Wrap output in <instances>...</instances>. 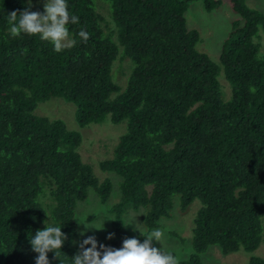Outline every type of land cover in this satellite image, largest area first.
<instances>
[{"label":"trees","instance_id":"1","mask_svg":"<svg viewBox=\"0 0 264 264\" xmlns=\"http://www.w3.org/2000/svg\"><path fill=\"white\" fill-rule=\"evenodd\" d=\"M191 1L67 0L79 18L68 25L77 44L57 53L39 36L12 38L8 14L29 5L0 0V264H35L29 241L45 222L63 224L67 237L57 259L48 253L50 264H72L86 239L72 244L76 203L89 190L100 203L110 193V181L98 180L81 160L79 132L33 114L51 97L73 104L79 127L107 117L125 122L111 156L98 163L120 179L108 208L114 229L139 208L145 230L158 227L176 196L179 213L194 199L200 204L191 251L180 264H203L209 245L222 254L264 245V56L258 54L264 14L244 0H225L235 17L215 63L196 50L198 33L185 25ZM199 1L206 12L221 2ZM80 30L89 33L87 43ZM117 57L130 63L122 90L111 79ZM219 71L230 88L226 101ZM123 240L97 241L98 250L101 243L119 249ZM244 264L264 258L250 256Z\"/></svg>","mask_w":264,"mask_h":264},{"label":"rangeland","instance_id":"2","mask_svg":"<svg viewBox=\"0 0 264 264\" xmlns=\"http://www.w3.org/2000/svg\"><path fill=\"white\" fill-rule=\"evenodd\" d=\"M248 7L257 9L264 14V0H244ZM28 4V0H26ZM44 0H31L34 11L43 12ZM98 12L106 19L107 12L104 4L97 1ZM185 25L187 28H193L198 33V42L195 45L196 50L205 53L213 62L218 63V52L222 39L229 31L230 21L235 14L230 12L225 0L209 12H206L199 0L188 3L183 13ZM258 54L264 56V35L260 34L258 39ZM130 69L129 60L117 57L111 67V79L115 84L123 85L126 75ZM217 82L221 92V99L226 101L229 98L230 88L228 82L223 78L222 72L217 75ZM122 87H119L122 90ZM74 106L58 97H51L47 100L38 102L33 110V114L44 116L49 119H61L68 129L76 130L80 134V143L77 151L83 162L90 165L92 172L98 180L107 178L111 183V189L107 200L104 203L98 201L97 196L89 190L84 200L78 201L74 208L73 219L76 225V235L72 240L75 245L82 238L95 236L97 241L108 242L115 239L137 238L142 243L145 239L136 228L142 232H147L142 224V208L136 211L128 210L123 216V224L132 222L127 227L114 229L110 222L109 206L118 197L119 177L113 172L102 171L98 167L99 161L107 159L112 154L118 134L124 131V121L112 124L108 117L101 123H89L79 127L73 119ZM199 201L194 199L189 203L183 213H179L177 207V198H173V205L170 214L166 218L159 220L158 227L165 231L166 239L161 242L153 240L157 247L163 251H171L179 258H186L190 249V234L192 217L199 206ZM86 223L93 227H98L103 223V230L87 228ZM153 228V229H156ZM150 229L149 231L153 230ZM81 232L84 234L81 235ZM114 234L112 239H107L109 234ZM174 233L175 235H172ZM186 255V256H185ZM185 256V257H183ZM250 256L264 258V245L260 243L253 251H244L239 249L235 252L222 254L215 245H209L206 250L200 254V260L203 264H244Z\"/></svg>","mask_w":264,"mask_h":264},{"label":"clouds","instance_id":"3","mask_svg":"<svg viewBox=\"0 0 264 264\" xmlns=\"http://www.w3.org/2000/svg\"><path fill=\"white\" fill-rule=\"evenodd\" d=\"M28 8L22 12L13 11L9 16V33L12 38H19L22 34L39 36L43 41L53 45L55 52L60 53L66 49L75 47L77 40L69 31V24H78L79 18L69 11L67 0H44L43 12L30 11L31 0H28ZM19 14V15H18ZM78 36L81 41L87 43L89 33L80 30ZM96 230H103V223L98 227L78 222ZM127 224L122 226L127 227ZM63 224L55 222L46 223L43 230H37L30 238L32 251L37 253L35 264H50L48 253L52 252L54 258H58L61 248L67 239L62 232ZM145 237L141 243L137 238H125L119 249L99 244L95 236H88L79 243V251L72 257V264H180V258L171 251H163L161 247L153 246V240L161 242L166 239L165 231L156 228L151 231L142 232ZM84 233L81 232V235ZM114 234H109L107 239H112ZM90 245V247H85Z\"/></svg>","mask_w":264,"mask_h":264}]
</instances>
